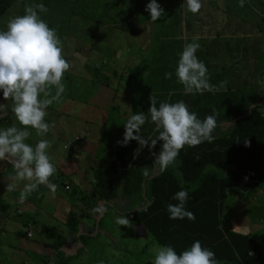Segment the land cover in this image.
Returning a JSON list of instances; mask_svg holds the SVG:
<instances>
[{"label": "rangeland", "instance_id": "374dc122", "mask_svg": "<svg viewBox=\"0 0 264 264\" xmlns=\"http://www.w3.org/2000/svg\"><path fill=\"white\" fill-rule=\"evenodd\" d=\"M19 1L16 8L1 21L0 30L6 29L10 18L24 15L25 5H36L42 4L43 2V0ZM74 1L67 0L64 4L59 0L58 2L47 4L45 6L48 11L40 14L41 18L48 23L49 27L57 30L60 39L63 41L65 58L71 64L69 71L64 74L62 81L66 86V90L58 102H53L48 107L47 116L51 115V110L54 108L57 113H60L57 114L58 116L61 114L64 115L62 119L64 125L69 130L75 128L76 125L81 131H84V126L87 128L91 127L90 129H92V132L95 134L94 137L96 138H99L98 132L100 130H98V126L95 128V122L100 121V135L103 137L100 148L105 150V153L99 150V155L101 157L104 154L106 158H109L112 154L111 150L121 145L117 142L123 140L126 123H122L121 115L124 116L127 114L128 117L133 110L136 113L138 111V108H133L132 104L130 106V97L125 99L121 93L116 96L111 89L105 87L106 82L113 85V83L118 81L121 82L122 87L127 88L128 85L126 82L129 78L124 73L121 75L123 80L119 81V79L113 76L114 74H109V66L111 64L109 55H111L110 52L114 49V43L110 42V40L112 41L115 38L114 28H116V24H119L121 33L118 35V41L121 43L122 33L126 30V27H122L121 25L123 22L128 21V15L132 18L134 15H137L138 12L132 8L138 7L140 0H125L126 3L120 6L122 10L119 9V12H110L113 18L109 16V13L107 14L109 17L106 19L103 18L105 23L104 25L100 24L98 26L99 30H95L94 28L90 29L88 26L91 23L89 18H86V21H81L85 18V14H80V11L76 9L78 6H72ZM259 1L264 7V0ZM147 2H150V0ZM157 3L161 5L160 0H157ZM19 4H21L20 7L23 9V13L19 11ZM163 5H166V3L163 2ZM263 14L264 10L260 11V15L262 16ZM76 16L82 19L78 20ZM142 18H144V15L141 14L138 19L142 20ZM74 19L78 20L76 26H74L73 22H70ZM161 28L160 26L159 34ZM176 28L179 27L176 26ZM157 32L156 29L154 33L156 34ZM95 35H98V42L95 41ZM162 42L165 47L166 40H162ZM121 44L118 46H121ZM175 47L177 45L168 48L174 50L176 49ZM92 49H98L99 52L97 54L94 53L90 57L88 56L89 54L84 53ZM117 49L120 48L118 47ZM120 55L121 53L115 54L117 57ZM129 60L131 62L128 63H134L135 65L133 60ZM119 63L122 69L125 66L128 68L124 60H121ZM105 78L109 80H105ZM94 82H100V86ZM100 87L103 90L100 95L104 96L95 94V92L99 91ZM51 91L55 94L54 87ZM148 93L151 94V91L148 90ZM89 95H91L90 98ZM246 96L244 94L242 98L245 100L248 99ZM262 100V104H264V95ZM86 102L87 104L83 106ZM0 104L8 106L5 110H0V116L3 117L0 118V128L10 127V123L19 125L15 114L11 112L12 101L11 99L8 101L4 100L2 90H0ZM113 106L118 107L112 108ZM206 106L208 107V103H206ZM91 107L95 108L93 110L94 114L87 116L88 114H85V112L90 110ZM225 110H218V113L223 114ZM5 111L7 115L3 114ZM231 111L232 109L230 108L226 112L229 113ZM70 115L74 116L73 121H70L66 117ZM51 118L47 117L46 122H49ZM13 120H16V123ZM27 130L31 133L29 138L34 141L36 140V143L42 138L50 140L48 138L49 134L46 137H40L36 135L34 129L28 128ZM76 133H74L75 138L77 137L75 140L83 142L80 135ZM152 136L150 139H152ZM143 137L147 138V135L144 134ZM79 142H77V145H79ZM158 143L160 144L158 146L156 145L157 147L155 146L158 149H151L152 156H154V153L159 154V147L163 142L158 140ZM52 151V148L48 150V154L51 157H53ZM59 155L57 157L58 164L65 168L58 167L64 173V176L58 175L56 177V174H54L50 177V182L58 186L55 195L51 193L47 186L39 185L38 190L32 192L23 202L20 201L19 196L20 191L27 181H14L15 168L14 166H10L12 165L10 158L0 161V264H37L36 261H32L35 260V256L39 259L50 256V249L48 250L44 246L48 242L45 237L46 229L54 230L57 234L68 239L61 248L64 255L68 256L67 258L72 257L74 261L73 257L83 252L82 257L75 261L74 264H101V261L103 264H153L155 258L153 256L158 245L153 242L151 236L147 233L143 235L137 234V230L142 225L136 226L131 223V226H121L116 223L117 217H123L122 214L133 203L126 202L121 206L118 201H106L102 204L99 200L95 201L92 198H87L94 196L93 193H86L76 183V178L80 176V171H85L77 166V161L73 158H68L63 153ZM88 163L90 162L88 161ZM14 182L18 185L17 190L6 191V185ZM123 184L124 181L122 180L120 185L123 186ZM67 185L69 189L66 188ZM75 187L78 188L74 189L73 193L72 190ZM144 190H146L145 187ZM79 191L82 192V195L80 194L81 196L79 195ZM81 197H85L90 203H95L96 208L99 204L102 205L104 215L101 226L96 231L97 235L94 233L96 229L94 222L99 216V212L96 208L89 207L87 205L88 203L83 201ZM253 198H255V201L251 202ZM138 200H140V196L136 195V201ZM72 211L77 213V216L82 222L80 227L83 236L80 239L69 233L68 227L66 226L67 216ZM222 216L221 223L223 224L227 218L226 220L229 222L228 227L238 232L243 230V222H247V224L251 223L247 227L249 231H253L252 236L259 242L264 251V188L242 195L237 194L235 191H228L227 200L223 205ZM22 223H29L28 228H23L24 225ZM252 228L257 229L254 230ZM19 232L20 234L28 233V236L25 238L19 236ZM92 236L93 239H90ZM77 248H79V252H77Z\"/></svg>", "mask_w": 264, "mask_h": 264}, {"label": "trees", "instance_id": "16d2710c", "mask_svg": "<svg viewBox=\"0 0 264 264\" xmlns=\"http://www.w3.org/2000/svg\"><path fill=\"white\" fill-rule=\"evenodd\" d=\"M58 1L43 0L42 4L49 5ZM60 1L64 4L67 2V0ZM18 2L20 1L0 0V23L16 8ZM120 4L121 0H75L72 6H78L76 9L80 11V14H85L83 19L76 16L78 20L86 21L85 19L89 18L90 29L99 30L98 26L105 23L103 18L106 19L109 16L113 18L110 12H119L116 7H119ZM20 6L21 4H19V11L23 13ZM108 13L109 16H107ZM179 19L182 20V16ZM78 20L74 19L70 22L76 26ZM261 39L264 67V34ZM201 41L203 42V40ZM212 48L209 49L212 50ZM200 52V55L206 54L205 49ZM262 75L264 83V69ZM221 78L222 75L212 76L211 82L220 81ZM169 82L171 81L167 80V84ZM241 87L244 90L247 89L245 84ZM178 92V89H168L162 93L163 102L174 103ZM256 92L253 91L254 97L258 95ZM243 94L241 95V91H233L232 88L227 90L222 95L226 100L223 102V108L220 104L216 107V101L212 107H206L201 103V100L198 101V104L191 105L189 110L197 115L204 114L201 116L202 119L215 114L217 127L213 132L214 139L211 143L204 141L195 147L185 145L180 150L175 164L167 170L161 171L155 164L158 153H154L152 156L149 147L140 148L135 140L130 141L126 146L118 145L119 147L112 152L111 156L94 170L96 179L94 196L87 198L104 203L116 201L120 197V192L133 196L139 195L140 200L135 201V205L129 207L122 216L127 217L136 226L142 225L137 230V234L147 233L158 246L171 245L177 254L190 248L196 240H199L203 247L215 253V259L221 264H264V253L261 251L259 242L252 235L234 233L230 227H226L229 222L221 223L223 205L227 200L228 191H235L242 195L264 188V106L257 104L259 100L251 105L248 99L242 98ZM200 103L202 107L199 106ZM150 104V100H146L138 108L137 113L143 112L147 117L145 124L141 126L140 134L142 136L149 135L147 138L153 135L152 139H156L159 132L148 113ZM230 108L232 111L227 113V109ZM222 109H226L225 112L218 113V110ZM12 125L13 123H10V126ZM246 140L250 146H245ZM25 142L33 146L36 144V140L30 138ZM159 144L157 141L156 145ZM161 146L162 144L159 149ZM138 148H140L139 155L134 159V150ZM134 175H137L138 185L136 188H131L135 192L127 193L129 182ZM150 176L153 177L148 179ZM122 180L124 181L123 186L120 185ZM143 184L146 190H143ZM76 188L78 187L73 188V193ZM180 190L188 192L189 198L185 208L194 213L195 220H189L187 217L169 219L167 205L178 203L173 199V196ZM81 199L86 201L89 207L96 208L95 203H90L85 197H81ZM96 210L99 212V216L94 222L97 231L101 226L104 211L100 204ZM81 223L76 212L72 211L68 214L66 220L68 231L79 239L83 236L80 233ZM22 225H24L23 228H28L29 223H22ZM45 235L48 242L44 246L46 249H50V256L41 259L35 256L33 262L36 261L37 264H74L82 257L83 252L73 257L74 261L72 257L67 258L68 256L64 255L61 248L68 239L57 234L54 230L46 229ZM19 236L25 238L28 233L20 234L19 232Z\"/></svg>", "mask_w": 264, "mask_h": 264}, {"label": "clouds", "instance_id": "9594fccd", "mask_svg": "<svg viewBox=\"0 0 264 264\" xmlns=\"http://www.w3.org/2000/svg\"><path fill=\"white\" fill-rule=\"evenodd\" d=\"M185 3L188 11L194 14L203 7L202 0H185ZM244 3L245 0H239L240 7H243ZM47 11L44 4L25 5V14L10 18L6 30H0V90L3 92L4 100L11 99V112L23 126L17 127L13 124L7 128H0V161L10 158L15 168L14 181H27L20 191L21 202L32 192L37 191L39 185L47 186L53 195L58 187L50 182V177L57 172L53 158L48 154L52 141L42 138L35 146L25 142L31 136L28 128L34 129L36 135L40 137H46L55 128L54 122L52 124L46 122L47 109L53 102L61 99L66 90L62 82L64 74L71 67L65 58L63 41L57 30L49 27L39 15ZM146 11L154 22L164 14L157 0H150L146 5ZM196 40L198 37L194 38V42L184 46L176 68V76L184 85L185 93L203 94L205 91L215 92L225 88L227 80L222 81L219 87L209 82L208 69L196 56L200 48ZM171 77V72L165 73L166 79ZM53 87L55 94L51 91ZM149 99L151 105L148 113L159 132L158 137L150 139L140 134L141 126L147 119L145 114L140 112L132 115L125 124L123 140L117 142L121 146L135 140L140 148L147 146L151 151L158 140L162 141L155 164L164 171L175 164L180 150L185 145L195 147L204 141L209 143L213 141V132L217 127L215 115L199 119L183 100L175 103L160 102L157 107L156 97L151 95ZM7 107L0 104V110ZM3 114L7 115V112ZM245 146H250L247 140ZM140 148L134 150V159L138 157ZM17 187L15 182L7 184L6 191H14ZM66 188L69 189V186ZM188 198L186 190H180L173 196L178 203L167 205L169 219L187 217L189 220H195L194 213L185 208ZM116 223L131 226L127 217H117ZM153 264H221V262L215 259L213 251L203 247L201 242L196 240L190 248L180 254H177L171 245L158 246Z\"/></svg>", "mask_w": 264, "mask_h": 264}, {"label": "crops", "instance_id": "0c3cea01", "mask_svg": "<svg viewBox=\"0 0 264 264\" xmlns=\"http://www.w3.org/2000/svg\"><path fill=\"white\" fill-rule=\"evenodd\" d=\"M147 1L148 0H140V5L132 8L139 14L137 13V15H134L133 18L128 15V21L122 23L121 26L126 27L125 32L122 33L124 37H121L122 44L118 41V35L121 33L119 24H116V28H114L115 38L112 41L110 40V42L114 43V49L110 52L111 55H109L111 61L109 74H114L113 76L115 78L122 81L123 77L121 75L125 73L126 76H129L126 82L128 87H122L121 82L116 81L113 85L106 82V88L111 89L116 96L121 93L125 99L130 97V106L132 104L133 108H139L143 101L150 100L149 97L151 95L156 97L158 107L159 103L164 101V99L162 100V93L166 92L168 89L179 90L174 99V103L183 100L189 107H192L201 100V103L205 106L206 103H208V107H212L213 104L217 102L216 107L220 104L221 108H223V102L226 100H224L222 95L230 88H232L233 91H241V95L245 93L251 105L255 104L256 100H259L257 104L264 106V104H262V97L264 95L262 73L264 67L262 64L261 39L262 34H264V17L260 15V11H263L264 7L259 0H245L243 7L239 6V0H202L203 7L201 11L195 14L188 11L185 0H160L164 14L155 22L150 19V14L146 11V5L149 3ZM163 2H165L166 5H163ZM124 3H126L125 0H121L118 9L122 10L120 6ZM141 14L144 15V18L139 20L138 18ZM181 16L182 20L179 19ZM160 26L162 28L159 34ZM176 26L179 28H176ZM156 29L158 32L155 34L154 32ZM97 36L98 35H95L96 42L99 40H97ZM195 37H198V40L195 42L200 44L196 56L206 65L209 82L219 87L222 81L227 80L225 88H220L215 92L205 91L203 94L185 93L184 85L179 82L176 76V68L184 46L194 42ZM162 40H166L165 47ZM201 40H203V42ZM119 44H121V46H118ZM201 44H203L202 47ZM174 45H177V47H175L176 49H169ZM118 47L123 49H117ZM208 47L212 48V50ZM202 49H205V55H200ZM98 52V49H92L84 53L89 54L88 56L90 57ZM117 53H121V55L118 57L115 56ZM129 59L133 60L135 65L134 63H128L131 62ZM121 60H124L128 68L126 66L123 69L121 68L119 63ZM166 72L172 73L170 79L165 78ZM216 75H222L221 80L211 82L212 76ZM105 80L109 79L105 78ZM167 80L171 82L167 84ZM94 83L100 86V82ZM244 84L247 86L246 90L241 87V85L244 86ZM148 90L151 91V94L147 92ZM254 90H257V97H254ZM108 91L110 92V90ZM102 92V87H100L99 91L95 92V94L104 96L100 95ZM90 97L91 95H89V98ZM201 103L199 106H201ZM86 104L87 102L83 106ZM116 107L118 106H113L112 108ZM80 109L82 110L81 107ZM94 109V107H91L85 114H88L87 116L93 115ZM135 113L136 112L133 110L128 117L127 114L124 116L121 115L122 123H127L128 119L132 115H135ZM57 114L60 113H57L53 108L51 110V115L47 116L52 117L48 122L49 124L55 123V128L48 133V138L52 141V158L57 168L56 177L58 175L64 176V173L58 168L63 166H60L57 160V157L60 156L59 154L63 153L66 157L73 158L77 161V166L85 171H80V176L76 178L77 182L75 181L77 185L79 184L81 189L85 190L86 193H94V185L96 183L94 170L107 159L104 154L101 157L99 155V150L105 153V150L100 148V143H102L103 139L100 135L101 122H95V128L98 126V130H100L98 132L99 138H96L94 137L95 134L92 132V129H90L91 127L87 128L84 126V131H81L76 125L75 128L69 130L64 125L62 119L64 115L61 114L58 116ZM202 115L204 114H198L197 116H199V119H202ZM66 117L69 118L70 121L74 120L73 115ZM13 122L16 123V120H13ZM16 126L22 127L20 124H16ZM74 133L80 135L83 142L76 141L75 139L77 137L75 138ZM147 137H149V135ZM77 142H79V145H77ZM115 149L111 150V153L115 151ZM88 161L90 163H88ZM138 173H140V171H138ZM136 176L137 175H134L131 178L127 193L135 192L131 188H136L138 185ZM152 177L153 176H150L148 179ZM143 187H145V185ZM88 189L90 190L87 191ZM80 194L82 195L81 191H79V195ZM119 195L120 197H118L116 201L118 200L121 206L126 202L134 204L136 201V196L127 195L123 192H120ZM254 201L255 198L251 200V202ZM131 205L128 207H131ZM225 222V224H227V221ZM247 225H251V223L247 224V222H243V230L241 232L236 230L232 231L240 235H252L253 231H249ZM252 229L255 230L257 228ZM94 233L97 234L96 230ZM81 234L83 235V232ZM76 238L79 239V237ZM260 248L264 253L261 245ZM78 250L79 248H77V251Z\"/></svg>", "mask_w": 264, "mask_h": 264}, {"label": "built area", "instance_id": "2783aa9c", "mask_svg": "<svg viewBox=\"0 0 264 264\" xmlns=\"http://www.w3.org/2000/svg\"><path fill=\"white\" fill-rule=\"evenodd\" d=\"M249 256H251V254H249Z\"/></svg>", "mask_w": 264, "mask_h": 264}]
</instances>
